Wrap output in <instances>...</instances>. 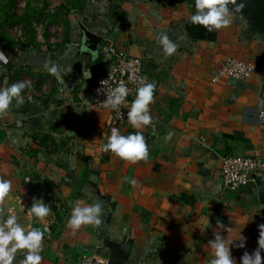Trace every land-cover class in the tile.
Wrapping results in <instances>:
<instances>
[{
  "label": "crops",
  "instance_id": "obj_1",
  "mask_svg": "<svg viewBox=\"0 0 264 264\" xmlns=\"http://www.w3.org/2000/svg\"><path fill=\"white\" fill-rule=\"evenodd\" d=\"M6 1L12 5L0 4ZM43 2L49 20L65 23L48 47L10 43L14 29L1 25L10 18L0 12L8 61L0 64V87L31 83L23 105L14 100L0 118V179L12 182L3 207L26 231H44L42 264H73L83 255L107 257L111 264H205L213 258L208 242L215 232L233 241L231 254L241 264L244 252L258 248L264 224V170L229 192L220 168L228 156L264 160V34L231 7L227 28L209 32L193 25L195 0H83L79 9L62 0ZM159 33L177 45L172 56L163 54ZM108 46L139 58L148 83L156 85L153 124L137 130L127 119L116 127L123 135L143 133L149 156L135 164L103 151L112 128L105 127L107 112L91 104L95 79L108 68ZM225 59L252 61L259 69L246 80L213 81ZM49 60L62 79L45 68ZM169 132L174 135L166 142ZM46 193L51 202L42 197ZM34 199L51 208L43 222L28 213ZM76 201L100 202L102 223L69 229Z\"/></svg>",
  "mask_w": 264,
  "mask_h": 264
},
{
  "label": "clouds",
  "instance_id": "obj_2",
  "mask_svg": "<svg viewBox=\"0 0 264 264\" xmlns=\"http://www.w3.org/2000/svg\"><path fill=\"white\" fill-rule=\"evenodd\" d=\"M235 0H195V13L190 17V23L199 25L209 32L227 28L232 23L233 13L229 10V4ZM165 56H172L177 50V45L169 38L167 33H159L156 37ZM0 62L7 64V58L0 52ZM45 68L50 74L62 79L61 70L53 61H46ZM88 73V72H87ZM90 73H88V77ZM106 81L101 83L105 85ZM31 87L30 81H20L11 86L0 87V118L5 117L15 100L16 107L24 103V91ZM155 83L139 80L136 88L135 99L132 101L130 110L127 113L128 123L134 129H141L153 124V116L150 114V105L154 101ZM99 91V90H98ZM129 88L123 81L107 93V99L103 103L110 110L119 112L121 105L126 103L129 95ZM89 105V110L91 105ZM174 133L169 132L164 137L165 141H170ZM104 152H111L116 157L135 164L146 160L149 156V148L146 139L141 131H136L127 135L121 134L116 127L111 129L107 142L103 145ZM136 186L137 181H128ZM12 190L10 180L0 179V264H42L43 241L45 233L41 228L25 227L19 222V217L11 209H5L3 204ZM29 215L33 216L37 222H43L51 215V208L42 199H34L28 209ZM104 213L103 205L100 202L84 203L76 201L73 205L71 216L68 219L67 227L73 232L84 226H99L102 223ZM217 227L223 229L224 225L217 220ZM228 232L232 228L226 229ZM259 238L258 248L249 254L244 252L241 257V264H264L261 252L264 251V224L258 226ZM238 247L243 248L246 238L240 236ZM220 233L214 234V239L208 242V247L213 253V258L205 261V264H236V260L231 254V243L226 242ZM19 254V256H18Z\"/></svg>",
  "mask_w": 264,
  "mask_h": 264
},
{
  "label": "built area",
  "instance_id": "obj_3",
  "mask_svg": "<svg viewBox=\"0 0 264 264\" xmlns=\"http://www.w3.org/2000/svg\"><path fill=\"white\" fill-rule=\"evenodd\" d=\"M106 52L109 55L108 68L105 74L98 75L95 79L91 89V104L96 109L107 112L105 127L113 128L126 123L128 107L136 95L139 80L145 79V82H148V78L139 58L113 46H108ZM258 69L252 61L225 59L213 81L219 76L246 80ZM102 81H106L105 85L101 83ZM121 81L125 83L130 91L126 103L121 105L119 112H117L105 107L103 103L107 99V93ZM263 170L264 160L259 156H228L221 160L220 174L224 188L229 192H235L253 182L259 172ZM25 182L29 183L30 178L26 177ZM42 197L51 202L50 193H46ZM45 231L47 232V230ZM73 264H111V261L103 256L83 255Z\"/></svg>",
  "mask_w": 264,
  "mask_h": 264
},
{
  "label": "rangeland",
  "instance_id": "obj_4",
  "mask_svg": "<svg viewBox=\"0 0 264 264\" xmlns=\"http://www.w3.org/2000/svg\"><path fill=\"white\" fill-rule=\"evenodd\" d=\"M0 4V12H6L10 20L1 23L2 26L10 25L13 30V38L8 39L10 43L21 44L28 42L32 46L46 45L47 47L59 38L60 30L63 34L64 22H57V19H48L43 0H10ZM60 30L58 31V29ZM15 39V40H14ZM53 41V42H51ZM23 76L17 74L16 80H21ZM264 111H260L262 114Z\"/></svg>",
  "mask_w": 264,
  "mask_h": 264
},
{
  "label": "water",
  "instance_id": "obj_5",
  "mask_svg": "<svg viewBox=\"0 0 264 264\" xmlns=\"http://www.w3.org/2000/svg\"><path fill=\"white\" fill-rule=\"evenodd\" d=\"M229 7L233 10H238L247 14L251 21L252 28L256 29L259 33L264 34V0H235V3H230ZM83 34L93 43L99 41L98 37L90 32L83 30ZM0 52L4 53L1 41ZM0 64L3 63L0 62Z\"/></svg>",
  "mask_w": 264,
  "mask_h": 264
},
{
  "label": "trees",
  "instance_id": "obj_6",
  "mask_svg": "<svg viewBox=\"0 0 264 264\" xmlns=\"http://www.w3.org/2000/svg\"><path fill=\"white\" fill-rule=\"evenodd\" d=\"M66 7L70 9H79L82 4L83 0H62Z\"/></svg>",
  "mask_w": 264,
  "mask_h": 264
}]
</instances>
